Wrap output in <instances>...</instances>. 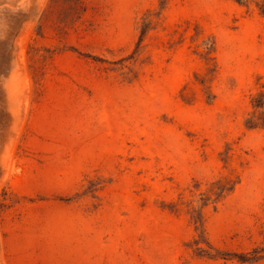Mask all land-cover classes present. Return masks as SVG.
I'll return each instance as SVG.
<instances>
[{"label":"rangeland","instance_id":"374dc122","mask_svg":"<svg viewBox=\"0 0 264 264\" xmlns=\"http://www.w3.org/2000/svg\"><path fill=\"white\" fill-rule=\"evenodd\" d=\"M0 264H264V0H0Z\"/></svg>","mask_w":264,"mask_h":264},{"label":"trees","instance_id":"16d2710c","mask_svg":"<svg viewBox=\"0 0 264 264\" xmlns=\"http://www.w3.org/2000/svg\"><path fill=\"white\" fill-rule=\"evenodd\" d=\"M249 259H251V260L254 261V260H256L257 258H256V257H251V258H249ZM249 259H248V257H240V260L243 261V262H244V261H248Z\"/></svg>","mask_w":264,"mask_h":264}]
</instances>
